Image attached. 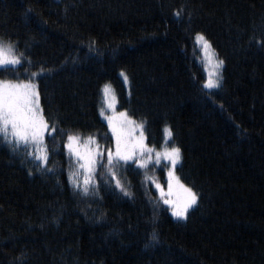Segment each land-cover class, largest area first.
<instances>
[{
	"label": "trees",
	"instance_id": "trees-1",
	"mask_svg": "<svg viewBox=\"0 0 264 264\" xmlns=\"http://www.w3.org/2000/svg\"><path fill=\"white\" fill-rule=\"evenodd\" d=\"M197 34L223 61L217 89L203 88ZM0 38L27 58L0 80L31 79L65 130L45 134L46 165L0 142V264H264V0H0ZM106 84L149 146L181 149L186 219L163 203V161L149 176L115 166L130 195L99 164L95 192L70 182L67 133L115 150Z\"/></svg>",
	"mask_w": 264,
	"mask_h": 264
},
{
	"label": "snow or ice",
	"instance_id": "snow-or-ice-1",
	"mask_svg": "<svg viewBox=\"0 0 264 264\" xmlns=\"http://www.w3.org/2000/svg\"><path fill=\"white\" fill-rule=\"evenodd\" d=\"M179 17V13L175 14ZM196 39L202 45L205 53L206 67L210 66L211 71L208 79L203 81V88L217 89L221 87L222 77L220 67L223 61L216 58L215 50L210 42L203 36L197 34ZM95 41L90 42L89 48L94 50ZM24 57L23 53H15V42H5L0 38V68L7 70V66L21 64ZM30 63V61H28ZM43 72V69H41ZM123 75V73H121ZM36 77L39 73H32ZM127 76H124L127 82ZM104 104L107 109H113L116 103V97L110 85L103 87ZM101 115L105 108L100 109ZM108 126L111 128L115 138V150L112 148H101L95 136H88L81 144L79 134H66L65 147L70 157H75L77 171L70 172L69 179L73 187L80 189L87 195L90 189L95 192L98 184L92 177L95 174V168L99 164L106 168L103 174L108 175L110 181H114L115 187L119 188L125 195H130L124 185L116 178L115 166L129 162L139 166L147 167L152 160L154 149L149 148L144 143L143 134L139 137L132 135L135 122L127 116L126 112H120L118 115H109L106 117ZM141 127V125H135ZM56 132L65 134L64 129H58L56 125L50 124L43 114V108L40 105V93L37 84L31 79L27 81L0 80V142L8 145L13 152L19 151L21 147L25 149V155L33 157L34 162L46 165L49 156L47 147L44 143L45 134L53 136ZM167 136H172L171 129L166 128ZM143 157H147L144 159ZM161 158L168 162L172 167L168 172V194L173 191V181L182 192L178 199H164L163 203L169 205L172 215L178 219H186L190 208L197 203V194L183 184L179 183L175 177L173 169L181 159V149L176 146L165 149L163 152H155V162L159 163ZM107 160V165L102 162ZM51 171V169H46ZM81 176L83 179H81ZM160 188V185H156ZM165 193L161 189V197ZM158 236L153 231L150 243L157 241Z\"/></svg>",
	"mask_w": 264,
	"mask_h": 264
},
{
	"label": "rangeland",
	"instance_id": "rangeland-1",
	"mask_svg": "<svg viewBox=\"0 0 264 264\" xmlns=\"http://www.w3.org/2000/svg\"><path fill=\"white\" fill-rule=\"evenodd\" d=\"M197 45L199 46V52H200V59H201V62L203 63L204 65V68L206 70V73H207V76L209 74V72L212 70L210 66L206 67V60H205V53L203 51V48H202V45L200 44V42H196ZM213 48V47H212ZM216 58L221 60L220 58L217 57L216 55ZM222 68H223V65L220 67V75H221V71H222ZM107 85H110L112 91H113V94L115 95V91H114V88L111 84H107ZM116 97V95H115ZM101 108H105V112L103 114V118L107 121L106 117L109 116L111 113L113 115H118L120 112H123V111H120L117 107V99H116V103H115V106H114V110L113 109H107L106 108V105L104 104V98H103V104L101 106ZM128 116V115H127ZM129 117V116H128ZM130 118V117H129ZM131 120H133L135 122V124L132 126L133 127V132H132V135L134 137H139L141 134H143V137H144V143L149 147V148H152L154 149L153 153H152V160L148 163L147 167L145 168H140L141 170H143V173L147 176H149L150 174V167L153 165V163L155 162V152L159 151V152H163L165 149H168V148H171L172 146L169 145V146H165L163 147L162 149H159V148H154V147H151L147 144V141H146V134H145V124L143 122H139V121H135L134 119L131 118ZM135 125H141V127H136ZM144 159H147V157H143ZM160 161H163L165 164H166V171H167V187H162L161 186V189H163L165 195H164V198L165 199H178L179 197L182 196V192L180 191V189L176 186V181H173V191L171 193V195L168 194V181H169V177H168V172H169V169L172 167L168 162H166L163 158H161ZM180 162V161H179ZM179 162L177 163V165L179 164ZM176 165V166H177ZM176 166L175 168L173 169L174 171V175L176 178H178V181L179 183L183 184L180 180V178L178 177L177 175V172H176ZM139 168V167H138ZM154 182L156 183V179L155 177L153 178ZM184 186H186L185 184H183ZM188 187V186H186ZM189 188V187H188ZM196 205V204H195ZM193 205L192 208L195 206ZM190 208L189 211L192 209ZM188 211V212H189ZM176 218V217H175ZM178 219V218H177Z\"/></svg>",
	"mask_w": 264,
	"mask_h": 264
}]
</instances>
